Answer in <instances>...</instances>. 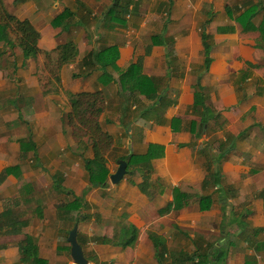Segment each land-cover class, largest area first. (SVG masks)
<instances>
[{"label":"crops","instance_id":"crops-1","mask_svg":"<svg viewBox=\"0 0 264 264\" xmlns=\"http://www.w3.org/2000/svg\"><path fill=\"white\" fill-rule=\"evenodd\" d=\"M1 1L8 13L36 28L40 52L24 58L8 29L9 42L0 40V115L11 110L28 117L25 137L36 147L35 156H22L19 140L25 137H0V172L17 165L0 181V264H26L20 245L45 264H74L67 240L74 226L94 264H158L152 237L172 263L190 264L188 257L195 261L208 247L206 264H264V203L258 195L264 187V44L258 31H244L237 19L264 0H132L127 12L113 8V0ZM65 8L70 19L52 23ZM261 19L258 12L252 22ZM204 33L211 43L207 67ZM67 38L78 53L52 71L54 49ZM111 45L118 50L117 70L139 60L142 74L156 80V102L143 95L127 101L110 67L111 81L100 68L80 74L87 53ZM197 82L215 115L202 131L192 111ZM96 90L103 98L98 121L111 135L105 186L89 184L81 145L62 123L69 92ZM225 140L234 148L220 165L216 189L197 149L205 141ZM147 150L158 152L151 159L148 194L138 187L143 171L110 182L121 156ZM85 154L91 158V149ZM54 175L61 188L54 186ZM173 189L191 197L181 208L165 210ZM72 194L83 195L86 204L77 222L60 208ZM17 221L24 222L21 230L7 233ZM123 222L138 229L134 244L125 247L117 243Z\"/></svg>","mask_w":264,"mask_h":264},{"label":"trees","instance_id":"trees-1","mask_svg":"<svg viewBox=\"0 0 264 264\" xmlns=\"http://www.w3.org/2000/svg\"><path fill=\"white\" fill-rule=\"evenodd\" d=\"M132 3V0H113V8L116 7L120 12H127L128 6ZM261 12L262 19L258 25H254L252 18L258 13ZM70 11L65 8L62 13L58 14L53 20L52 23L61 26L65 20L70 19ZM238 21L242 25L244 31H258L261 37V41L264 44V6L260 5H251L245 9L239 16ZM11 31L15 38V44L20 47L23 57L27 58L31 55H36L40 52V49L37 45L39 38V32L31 24V22L24 18L19 19L14 15L8 13L2 5L0 0V40L9 42L8 33L6 30ZM203 42V53L205 58V67L208 66L210 61V50L211 43L209 41V36L207 34H202ZM57 52V59L54 63L56 69L52 71H57V69L68 62H71L76 57L78 50L76 43L72 38H67L66 41L62 44H59L54 49ZM46 57L49 56V52H45ZM118 57V50L115 45L107 46L96 51H90L84 56L83 65L84 69L81 71V75H88L93 68H100L102 76L106 77L108 81H111V74L107 72V69L110 67L118 73L116 79L118 85V92L122 94L127 101L134 99L138 95H143L148 99H152L155 102L158 100V85L156 80L152 77L142 74L141 64L138 61L130 63L127 68L123 70H117L116 60ZM89 59L90 61H87ZM55 73V72H53ZM107 81V82H108ZM70 109L67 113L62 116V123L64 125L63 131L67 134L68 126L70 128V134L75 142L78 143L79 147L81 145L80 155H83V166L87 172L88 182L91 186H105L107 184L108 178V168L105 165L106 161V152L111 143V135L102 130L100 123L98 121V116L102 110V94L101 91L96 90L92 92L83 91L78 93H68ZM192 111L200 116L199 129L202 131L206 128L208 121L212 118H215L214 113L210 110L209 106L206 104V96L204 87L197 82L194 85V103L192 106ZM75 127V128H74ZM193 131V128H192ZM195 133V132H194ZM197 136L198 132L195 133ZM20 151L23 153L22 156H25L26 153H31L33 156L36 155V147L34 142L30 137L22 138L19 140ZM91 149L92 157L86 156V150ZM234 148V145L228 140L218 141L217 144L205 141L198 147V151L202 153L205 157V170L206 175L209 177L210 183L216 188L221 187V170L220 165L228 156V153ZM158 152L154 150H147L143 154H134L129 153L128 155L121 156V159L126 161V172L125 174H134L139 171L142 172V181L138 184V187L143 193L148 194L150 185L148 180L150 178V173L152 170L151 159L155 157ZM17 165L6 167L0 172V181L7 175L14 171ZM55 187L61 188V182L56 175H54ZM207 180L204 178L203 185L207 184ZM173 199L172 201L164 208L166 209H179L181 208L186 201L191 197L190 194L181 192L178 189H173ZM264 203V187L258 194ZM208 201L209 196L200 197V200ZM85 201L82 196H77L72 194L71 201L63 203L60 205L61 211L66 214H75L73 221L77 222L79 220L80 209L85 207ZM209 205H206V208ZM5 214V213H4ZM85 218V215H84ZM72 220V219H71ZM14 223V222H12ZM24 222L17 221L14 224L13 230L7 231V233H15L21 230V225ZM18 225V227H15ZM122 228V238H120L117 243L122 247L130 246L134 244L138 229L135 226L127 225L124 222L121 223ZM117 235H114L116 238ZM154 247L156 249V258L158 264H177L172 263L169 260L167 261L162 255L159 242L155 240V237H152ZM212 251L211 248H204L202 253L198 255V259L193 261L192 257H188L187 260H191L190 264H206V261L210 260L211 256L209 253ZM21 257L20 259L26 264H45V260L42 258L32 256L28 253V250L25 246L20 245ZM214 252V251H213ZM218 256L222 259L223 255L220 251ZM179 264H184L178 262Z\"/></svg>","mask_w":264,"mask_h":264},{"label":"water","instance_id":"water-1","mask_svg":"<svg viewBox=\"0 0 264 264\" xmlns=\"http://www.w3.org/2000/svg\"><path fill=\"white\" fill-rule=\"evenodd\" d=\"M118 166L115 172L109 175L111 183H118L126 172V161L124 159L117 160ZM67 240L70 243V256L75 264H86L89 260L84 255L83 249L76 238V226L68 233Z\"/></svg>","mask_w":264,"mask_h":264},{"label":"rangeland","instance_id":"rangeland-1","mask_svg":"<svg viewBox=\"0 0 264 264\" xmlns=\"http://www.w3.org/2000/svg\"><path fill=\"white\" fill-rule=\"evenodd\" d=\"M3 113L6 114V116H1ZM1 115H0V137L6 134H10L11 132L13 134V137H25L26 136L27 126H28L27 121H30L28 117L18 118L17 116H15L14 111H11V110H3L1 112ZM18 159H19V156H18ZM20 161H29V160L27 159L21 160L20 158ZM37 161H40V160L38 159Z\"/></svg>","mask_w":264,"mask_h":264},{"label":"built area","instance_id":"built-area-1","mask_svg":"<svg viewBox=\"0 0 264 264\" xmlns=\"http://www.w3.org/2000/svg\"><path fill=\"white\" fill-rule=\"evenodd\" d=\"M75 264V263H74ZM86 264H94V263H92L91 261H88Z\"/></svg>","mask_w":264,"mask_h":264}]
</instances>
